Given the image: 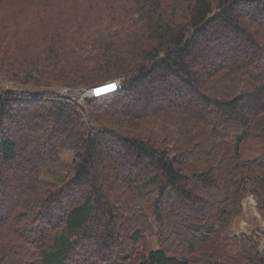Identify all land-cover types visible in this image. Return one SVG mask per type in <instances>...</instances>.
Masks as SVG:
<instances>
[{
  "label": "trees",
  "instance_id": "obj_1",
  "mask_svg": "<svg viewBox=\"0 0 264 264\" xmlns=\"http://www.w3.org/2000/svg\"><path fill=\"white\" fill-rule=\"evenodd\" d=\"M56 3L89 18L28 42L51 66L0 35V264H194L200 247L264 264V0ZM97 70L122 88L54 86ZM249 193L259 224L236 232Z\"/></svg>",
  "mask_w": 264,
  "mask_h": 264
},
{
  "label": "rangeland",
  "instance_id": "obj_2",
  "mask_svg": "<svg viewBox=\"0 0 264 264\" xmlns=\"http://www.w3.org/2000/svg\"><path fill=\"white\" fill-rule=\"evenodd\" d=\"M84 1V0H83ZM21 0H7L3 4L0 3V35L4 34L5 32L10 33V37L14 41H17V45L15 46V52L20 55H29L32 51H35L31 53L34 58L38 60H47L48 64L51 66L52 63L49 60V56H45L43 52L49 51L51 48L50 46L46 47L44 49L42 44H38L39 47L33 48L32 43L30 42L32 39H38L39 37L43 36L45 33L49 34L51 33L52 29L55 30H62L63 28H67L68 26H74L78 21H84L89 18L86 17L85 12L82 11H72L71 14H68V16L62 14L61 12H58L57 3L56 0L51 1V6H49L44 10H34L30 15H23L25 12L24 9L20 6ZM58 2V1H57ZM69 20V22H67ZM80 23V22H78ZM69 24V25H68ZM24 49H26V52H23ZM213 52V49L210 50ZM52 52V51H51ZM208 54V52H206ZM211 56V55H210ZM212 57V56H211ZM55 60V59H54ZM55 62V61H53ZM71 62H69L66 57H64V61L60 63L59 67L60 69H64V67H67ZM66 72L68 71V68L65 69ZM64 75V72L62 73ZM110 74H113L112 71L104 72L97 70L90 78H86V80L82 84H74L72 81L66 82V84H57L54 85L56 87H61V89L66 90L67 92L70 91H78V95H80L79 101L81 99L82 102L87 97H84L85 92H87L91 87L103 84L107 81L106 80ZM111 80H114L111 79ZM11 81V80H10ZM13 82V81H11ZM64 83V82H62ZM21 84V83H19ZM68 84V85H67ZM91 86V87H90ZM72 88L73 90L69 89ZM146 90L143 89V93ZM141 95V94H139ZM157 95H160L157 92ZM158 96H156L157 98ZM80 101V102H81ZM263 144L262 141L258 138L252 139L250 142H247L244 144V156H253L257 152V149L262 148ZM71 158L68 155L63 156L62 161L59 165V168L55 172L54 175L50 176V180L54 178V176L59 178H64V167L67 163H70ZM18 163V161H17ZM16 163V164H17ZM16 174V173H15ZM12 194L11 190H7V194ZM257 202L258 198L255 194L249 193L245 198L246 206L244 207L246 210V217L245 219L235 220L233 222V228L236 232H241L247 225L242 224L243 221H247L250 223H257L259 224L258 220H262V217L259 216V219L256 220L253 215H259L257 210ZM264 223V222H263ZM177 242H174V246L172 247L173 250H175V245ZM235 250V248H234ZM202 251V248L200 247L196 253H193L195 256V262L194 264H208L209 261L206 256H203L200 252Z\"/></svg>",
  "mask_w": 264,
  "mask_h": 264
},
{
  "label": "built area",
  "instance_id": "obj_3",
  "mask_svg": "<svg viewBox=\"0 0 264 264\" xmlns=\"http://www.w3.org/2000/svg\"><path fill=\"white\" fill-rule=\"evenodd\" d=\"M118 88L120 90L122 88V81L120 79L113 80L112 82H109L107 84L97 86V87H91L87 92L84 93V97H94L100 95V93L108 88ZM62 92H67L66 90L61 89ZM81 101V99H80ZM82 102V101H81Z\"/></svg>",
  "mask_w": 264,
  "mask_h": 264
},
{
  "label": "bare ground",
  "instance_id": "obj_4",
  "mask_svg": "<svg viewBox=\"0 0 264 264\" xmlns=\"http://www.w3.org/2000/svg\"><path fill=\"white\" fill-rule=\"evenodd\" d=\"M113 80H110V81H107V82H105V83H103V84H100V85H97V86H101V85H104V84H107V83H109V82H112ZM97 86H94V87H97ZM93 87V88H94ZM109 95V94H108Z\"/></svg>",
  "mask_w": 264,
  "mask_h": 264
}]
</instances>
